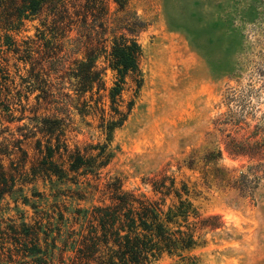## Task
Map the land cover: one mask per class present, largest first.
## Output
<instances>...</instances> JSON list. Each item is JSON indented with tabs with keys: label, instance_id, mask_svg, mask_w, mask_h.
I'll list each match as a JSON object with an SVG mask.
<instances>
[{
	"label": "trees",
	"instance_id": "obj_1",
	"mask_svg": "<svg viewBox=\"0 0 264 264\" xmlns=\"http://www.w3.org/2000/svg\"><path fill=\"white\" fill-rule=\"evenodd\" d=\"M34 20L35 39L18 44L12 33ZM147 28L129 0H0V112L20 114L9 124L26 121L0 129V204L11 200L19 215L0 220V264H156L164 255L196 264L186 253L217 226L201 218L186 183L156 175L151 197L118 178L102 183L108 143L71 147L67 136L76 115L97 118L107 141L127 121L143 86Z\"/></svg>",
	"mask_w": 264,
	"mask_h": 264
},
{
	"label": "rangeland",
	"instance_id": "obj_2",
	"mask_svg": "<svg viewBox=\"0 0 264 264\" xmlns=\"http://www.w3.org/2000/svg\"><path fill=\"white\" fill-rule=\"evenodd\" d=\"M129 3L148 24L139 38L143 86L109 141L97 118L74 116L71 147L108 143L101 182L118 178L126 191L151 197L156 175L175 178L177 188L186 183L201 218L217 226L186 253L196 264H264V0ZM39 28L29 21L12 37L22 44ZM8 59L19 84L12 53ZM113 77L107 70L108 87ZM123 98L134 99L130 81ZM4 115L0 129L26 122L9 124L20 114ZM7 218H19L11 200L0 204V220ZM156 264L183 263L164 255Z\"/></svg>",
	"mask_w": 264,
	"mask_h": 264
}]
</instances>
